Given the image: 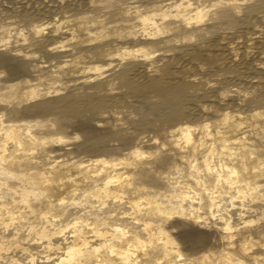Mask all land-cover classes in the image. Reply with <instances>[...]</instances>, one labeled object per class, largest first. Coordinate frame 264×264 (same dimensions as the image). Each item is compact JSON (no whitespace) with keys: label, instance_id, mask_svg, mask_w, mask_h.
<instances>
[{"label":"bare ground","instance_id":"6f19581e","mask_svg":"<svg viewBox=\"0 0 264 264\" xmlns=\"http://www.w3.org/2000/svg\"><path fill=\"white\" fill-rule=\"evenodd\" d=\"M0 17V264H264V0Z\"/></svg>","mask_w":264,"mask_h":264},{"label":"rangeland","instance_id":"374dc122","mask_svg":"<svg viewBox=\"0 0 264 264\" xmlns=\"http://www.w3.org/2000/svg\"><path fill=\"white\" fill-rule=\"evenodd\" d=\"M24 0H0V12L6 7L7 5H13L16 10H19L21 7V4ZM0 20H3L2 17H0ZM71 211V210H69ZM33 241H26L25 246H29V249L31 252H34V255H37L38 257L48 254V252L44 253V250L42 249V246H40L37 243L31 244ZM4 256H10L14 255L15 258H17L20 263L25 262L26 259L29 257L28 252H22L20 250H8L4 251Z\"/></svg>","mask_w":264,"mask_h":264}]
</instances>
